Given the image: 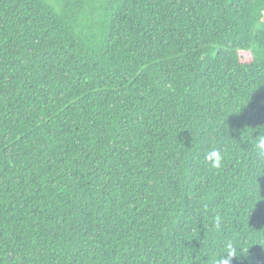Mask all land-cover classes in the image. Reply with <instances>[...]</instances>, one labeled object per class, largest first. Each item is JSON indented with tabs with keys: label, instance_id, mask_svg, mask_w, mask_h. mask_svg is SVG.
Here are the masks:
<instances>
[{
	"label": "trees",
	"instance_id": "trees-1",
	"mask_svg": "<svg viewBox=\"0 0 264 264\" xmlns=\"http://www.w3.org/2000/svg\"><path fill=\"white\" fill-rule=\"evenodd\" d=\"M258 136L264 0H0V264H264Z\"/></svg>",
	"mask_w": 264,
	"mask_h": 264
},
{
	"label": "clouds",
	"instance_id": "clouds-1",
	"mask_svg": "<svg viewBox=\"0 0 264 264\" xmlns=\"http://www.w3.org/2000/svg\"><path fill=\"white\" fill-rule=\"evenodd\" d=\"M254 152L258 157H264V136H258L254 142ZM223 155L218 149H211L204 156V161L210 165L212 169H220L223 166ZM217 222L219 218L217 217ZM237 248L232 244L226 245V254L214 259V264H231V260L237 257Z\"/></svg>",
	"mask_w": 264,
	"mask_h": 264
}]
</instances>
